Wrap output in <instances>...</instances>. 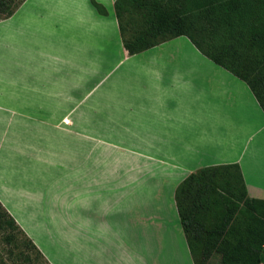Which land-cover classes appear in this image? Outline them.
<instances>
[{
  "label": "crops",
  "instance_id": "1",
  "mask_svg": "<svg viewBox=\"0 0 264 264\" xmlns=\"http://www.w3.org/2000/svg\"><path fill=\"white\" fill-rule=\"evenodd\" d=\"M96 1L0 19V202L50 264H195L177 188L237 164L264 200V111L188 37L130 55Z\"/></svg>",
  "mask_w": 264,
  "mask_h": 264
},
{
  "label": "trees",
  "instance_id": "2",
  "mask_svg": "<svg viewBox=\"0 0 264 264\" xmlns=\"http://www.w3.org/2000/svg\"><path fill=\"white\" fill-rule=\"evenodd\" d=\"M25 1L11 7L12 0H0L3 19ZM92 4L108 14L96 0ZM132 10L144 23L130 35L125 21ZM115 13L130 55L188 37L202 54L245 81L264 111V0H117ZM176 203L195 264H210L215 255L217 264H264V200L248 195L239 165L191 174L177 188ZM0 223L23 235L37 258L50 264L1 202Z\"/></svg>",
  "mask_w": 264,
  "mask_h": 264
},
{
  "label": "rangeland",
  "instance_id": "3",
  "mask_svg": "<svg viewBox=\"0 0 264 264\" xmlns=\"http://www.w3.org/2000/svg\"><path fill=\"white\" fill-rule=\"evenodd\" d=\"M21 0H12L11 7L18 4ZM6 15L0 12V19H3ZM126 27L129 34H135L142 30L144 19L141 13L132 10L126 17ZM129 34H126L128 37ZM107 139L109 136L107 135ZM1 224V223H0ZM6 229L0 227V264H29L26 260L30 257L32 260L31 264H46L42 258H37V253L34 250H30L27 246L26 238L18 233L9 229L5 225ZM7 237H13L12 242L7 241ZM220 261V256L215 255L210 264H217Z\"/></svg>",
  "mask_w": 264,
  "mask_h": 264
}]
</instances>
